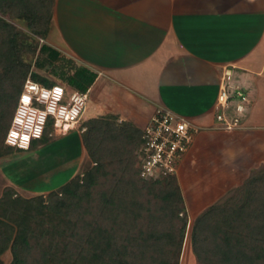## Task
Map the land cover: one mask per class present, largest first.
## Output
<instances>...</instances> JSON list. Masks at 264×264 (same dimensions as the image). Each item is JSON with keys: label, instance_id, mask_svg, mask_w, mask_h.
I'll list each match as a JSON object with an SVG mask.
<instances>
[{"label": "trees", "instance_id": "16d2710c", "mask_svg": "<svg viewBox=\"0 0 264 264\" xmlns=\"http://www.w3.org/2000/svg\"><path fill=\"white\" fill-rule=\"evenodd\" d=\"M53 5L54 0H0V157L13 149L4 136L26 76L49 87L56 82L36 71L46 72L61 60L47 45H31L36 54L29 72L20 61L18 34L7 21L24 22L43 40ZM59 68L51 75L66 92L85 93L95 78L82 68L70 75ZM80 129L91 163L85 173L45 196L24 199L11 189L3 191L0 256L9 252V264H177L186 212L176 176L139 177L141 129L117 123L111 115L88 118ZM51 133L48 124L28 150L46 144ZM259 171L194 218L190 247L197 264H264V179L252 177Z\"/></svg>", "mask_w": 264, "mask_h": 264}, {"label": "crops", "instance_id": "0c3cea01", "mask_svg": "<svg viewBox=\"0 0 264 264\" xmlns=\"http://www.w3.org/2000/svg\"><path fill=\"white\" fill-rule=\"evenodd\" d=\"M41 42L58 53L56 63L69 75L82 68L95 76L85 91L89 118L111 115L140 130L162 108L200 129L176 173L183 201L182 176L205 154L225 165L245 150L247 158L236 166L242 170L238 184L258 168L264 0H54ZM223 67L231 68L230 85L248 98L232 131L217 129L214 121ZM44 78L66 87L57 75Z\"/></svg>", "mask_w": 264, "mask_h": 264}, {"label": "rangeland", "instance_id": "374dc122", "mask_svg": "<svg viewBox=\"0 0 264 264\" xmlns=\"http://www.w3.org/2000/svg\"><path fill=\"white\" fill-rule=\"evenodd\" d=\"M7 22L14 27L18 34L15 42L22 48L20 61L24 66H29L30 72L36 54V49L34 51L31 45H35L37 48L42 40L29 33L24 22L19 20ZM28 46L31 47L28 48ZM59 67L60 64L56 63L41 74L43 77H51V70L57 73L61 69ZM63 72L68 71L63 70ZM26 78H29V75ZM91 112L87 100L78 123L66 136L51 134L49 141L43 146L28 151L11 149L8 154L0 157V197L5 189L13 190L17 196L24 199L45 196L71 178L80 177L85 173L91 167V163L80 144L77 133H80L82 122L91 116ZM262 146L264 145L259 141L257 169L260 171L252 177L264 179V147L262 148ZM238 154L239 161L237 159L225 165L222 162L223 159L217 165L216 160L212 157L208 158L205 154L196 160L195 164H192L187 174L182 176L186 225L177 264H197L190 247L191 225L197 214L215 202L221 192L238 184V173L242 170L236 166L241 164V160L247 158L248 153L244 150L238 151ZM246 178L232 189L240 186ZM176 180L179 186L181 179L176 178ZM9 262V252L0 256V264H9Z\"/></svg>", "mask_w": 264, "mask_h": 264}, {"label": "built area", "instance_id": "2783aa9c", "mask_svg": "<svg viewBox=\"0 0 264 264\" xmlns=\"http://www.w3.org/2000/svg\"><path fill=\"white\" fill-rule=\"evenodd\" d=\"M231 68L223 67L215 99L217 129L232 131L240 127L248 98L239 86L230 85ZM85 93L66 92L60 84L42 86L26 78L4 136L6 146L27 151L51 124L52 135H64L79 121L85 105ZM233 102L232 113L230 103ZM200 129L169 111L157 108L141 129L142 145L136 154L139 177L153 180L176 176Z\"/></svg>", "mask_w": 264, "mask_h": 264}]
</instances>
